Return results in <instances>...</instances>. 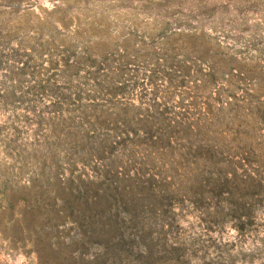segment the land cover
Listing matches in <instances>:
<instances>
[{
  "label": "rangeland",
  "instance_id": "374dc122",
  "mask_svg": "<svg viewBox=\"0 0 264 264\" xmlns=\"http://www.w3.org/2000/svg\"><path fill=\"white\" fill-rule=\"evenodd\" d=\"M0 264H264V0H0Z\"/></svg>",
  "mask_w": 264,
  "mask_h": 264
},
{
  "label": "trees",
  "instance_id": "16d2710c",
  "mask_svg": "<svg viewBox=\"0 0 264 264\" xmlns=\"http://www.w3.org/2000/svg\"><path fill=\"white\" fill-rule=\"evenodd\" d=\"M67 65V63H66ZM209 107V106H208ZM147 126H142V133L143 137L140 138L135 134L133 131H128V127H124L122 130H118L121 137H118L116 141L111 143L110 145L102 146L95 151L96 154H99L97 158L99 160H104L105 155L113 154V153H120L124 157H128V163L125 166L121 167V171H117L114 174L116 179L121 176L123 181L125 182H133L140 187H167L171 184L169 181V177H165V175L161 172L153 173L154 170L152 162L149 160L150 157V150H158V149H166L170 144L171 136L176 135V131L165 133L157 131L156 134L159 136L158 138L153 135L152 128H146ZM159 132V133H158ZM130 135H133L130 137ZM142 151V153H139ZM132 154L139 155V159H135ZM114 163H109L110 166H113ZM217 166V165H216ZM151 167L152 169H150ZM123 168V169H122ZM149 169V170H147ZM97 170V168H96ZM101 171L103 175L109 176L110 171ZM130 173L132 176H129ZM147 176V178H146ZM232 183V179H230L228 173L224 174L221 178H218L212 184L213 188L221 190L222 188H227L228 184ZM224 188V189H225ZM253 222L252 217H250ZM83 223V222H81ZM245 225L242 223V226ZM242 227H236L237 230H242Z\"/></svg>",
  "mask_w": 264,
  "mask_h": 264
}]
</instances>
